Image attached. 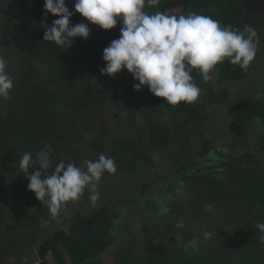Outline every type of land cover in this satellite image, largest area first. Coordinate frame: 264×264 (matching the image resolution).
<instances>
[{
	"label": "trees",
	"instance_id": "1",
	"mask_svg": "<svg viewBox=\"0 0 264 264\" xmlns=\"http://www.w3.org/2000/svg\"><path fill=\"white\" fill-rule=\"evenodd\" d=\"M9 3L16 7L14 11ZM44 3L45 0H0V17H3L0 55L5 57L7 71L14 80L10 99L0 98V179L3 171L12 172L14 177L10 183L12 194L0 193V239L9 234L8 205L16 208L17 218L31 211L39 216L45 214L48 222L56 223L57 218L51 217L47 205L28 189L29 180L19 168L23 152H31L35 157L38 151L51 145L53 163L62 160L68 163L81 157L83 164L103 153L114 158L117 170L103 175L98 187L102 194L95 205L86 199L87 189L79 200L66 203L63 210L70 218L68 229L53 225L51 234L37 248L38 264H52L54 260L69 264L67 255L72 264H89L113 246L118 225L129 224L131 212L139 213L137 204L123 201L139 195L134 191V183H130L137 176L146 180L142 195L162 197L173 212L178 206L176 199L191 193L196 199L188 204L193 208L190 216L182 212L183 219L181 216L170 221L166 219L171 211L163 215L167 227L157 224L148 238V244L162 239L155 249L151 248L153 244L150 248L145 246L131 259L122 256L120 264H264V232L256 227L257 222H264V96H258L264 94V88L250 84V91L243 95L230 90L231 85L254 73L255 59L248 72L225 59L215 67L214 78L208 82L203 81L198 69H193L194 82L201 89L198 99L202 98L192 104L170 105L152 94L148 86L141 90L144 96L135 94L120 72L116 79L100 72L106 66L103 50L120 37L122 21L112 29H103L75 12V0H66L74 12L70 23H88L91 32L87 39L76 37L71 47H61L43 39L45 23L51 25L59 18L50 12L45 16ZM194 3L206 7L203 15L225 26L231 24L243 29L251 25L255 30L264 26V0H162L161 4L146 6L145 10L178 16L177 10L181 14L190 13ZM260 14L263 16L258 17ZM261 45H264V33L259 39V49ZM36 63L45 68L38 70ZM95 78L97 83L102 81L114 89L110 101L120 116L107 128L103 125V114L110 87L98 94L93 87ZM120 89L129 96V101L121 102L117 98ZM205 96L209 103L204 104ZM197 104L204 105L205 111ZM212 105L218 106L216 110L220 105H228L231 117L226 131L232 147L229 152H221L220 143L215 146L222 136L220 131L210 136L209 131L214 132L216 111H210ZM105 131L106 137L102 135ZM86 135L91 138L85 139ZM251 137L256 140L251 141ZM155 155L161 156L160 160ZM9 163L16 166L8 167ZM36 170L30 168L29 173ZM104 176L118 189L123 184L131 187V197L124 194L115 198L113 188H106L108 182ZM180 181L184 182L183 195L176 192ZM139 197L140 203L155 201L149 196ZM197 203L208 207L209 217L202 218V210L194 208ZM82 205L93 209L79 212ZM142 214L145 218L149 215ZM25 220L30 221L32 231L40 227L35 216ZM181 221L184 227L177 229L176 224ZM187 227L190 233L183 236ZM204 231L212 233L210 239L203 237ZM176 235H182L183 239L177 240ZM192 239L199 240L198 249L185 250V243ZM0 264H15V261L12 257H2Z\"/></svg>",
	"mask_w": 264,
	"mask_h": 264
},
{
	"label": "clouds",
	"instance_id": "2",
	"mask_svg": "<svg viewBox=\"0 0 264 264\" xmlns=\"http://www.w3.org/2000/svg\"><path fill=\"white\" fill-rule=\"evenodd\" d=\"M162 0H75V12L82 14L93 24L103 29L114 28L122 21L121 35L103 50L106 66L100 68L105 75L115 76L127 69L138 83L133 87L142 90L148 86L150 92L164 98L170 105L181 102L194 103L201 92L194 82L192 72L198 69L204 82L211 81L215 67L227 59L232 65L246 69L254 61L259 45V35L251 25L243 29L231 24L222 25L210 16L190 12L188 14H169L164 11L148 12L161 4ZM44 15L50 12L56 16L51 25L45 23L44 41L69 48L76 37L87 39L91 29L88 23L71 24L74 15L66 0H45ZM14 80L7 71V61L0 55V98L10 99ZM86 135L85 139H90ZM53 149L46 145L35 154L23 152L19 159V168L29 180L28 189L47 205L52 218H58L69 201H77L87 189L93 205L99 198V183L103 175L114 174L117 170L115 160L103 153L98 159L86 160L77 165L70 160L53 163ZM55 164L54 171L52 166ZM38 166V167H37ZM37 169L34 174L29 169ZM42 174L44 178L42 179ZM180 181L176 189H181ZM178 222L176 228H183ZM256 227L264 232V222H257ZM212 233L203 232L205 239ZM182 240V235H176ZM199 240L192 239L185 243V250H197Z\"/></svg>",
	"mask_w": 264,
	"mask_h": 264
},
{
	"label": "rangeland",
	"instance_id": "3",
	"mask_svg": "<svg viewBox=\"0 0 264 264\" xmlns=\"http://www.w3.org/2000/svg\"><path fill=\"white\" fill-rule=\"evenodd\" d=\"M11 5H9L10 10L14 11L15 10V6L12 3H9ZM206 7L201 5L200 3H194L191 7H190V12H195L197 14H202L205 12ZM180 10H177L175 13L181 14ZM188 14V11L185 13V15ZM263 14L258 15V17H262ZM3 17H0V21L2 20ZM259 38L261 37L262 33H264V26H261L260 28L256 29ZM255 69H254V73H252L251 75H248L246 80H241V82L236 83L235 85H231L230 86V90L231 92H237L236 95H240L239 93H241V95L247 93L248 91H250L251 87H249L250 84H254V86H260L264 88V45L260 46V49L258 48V52H257V56L255 57ZM36 67L38 70H43L45 68V66H43L41 63H36ZM249 68V67H248ZM245 69L247 72L250 69ZM258 71V72H257ZM121 76L126 78V82L128 84V86L131 88L132 91H134L135 94H138L139 96H144L141 92V90H136L133 85L135 83H138V81H136L133 77V74L130 73L127 69H124L120 72ZM217 75V74H216ZM113 78H117L116 76ZM97 78H95L94 82H93V87L95 88V90L98 92V94H103L105 93V87H110V85H107L106 83H102L99 82L97 83ZM105 85V86H104ZM114 89L113 87H110V90L108 89V91L106 92L107 95V105H105V111L103 114V125L105 126V128H107V126H110L111 124H113L114 120L120 116L119 112L116 110V108L113 106V103H111L110 101V97L112 96ZM258 96H264V94L258 93ZM129 96L124 95V91H122V89H120V91L117 94V98L119 100H121V102H125V101H129ZM202 98V97H201ZM200 98V99H201ZM198 99V100H200ZM204 101V104L209 103L207 102V97L205 96L204 99H202ZM219 103V102H216ZM198 105V104H197ZM199 106V105H198ZM221 107L216 110L218 108L217 105H212L210 107V111H215V115L213 116L214 121H215V126L212 127V129H214V132L210 133V136H215V133H218L217 131L221 132V137L219 139V141L217 140L215 143V146L218 147V143L221 144V146L223 147H219V150H221V152H229V150H232L231 144H230V134H228V132L226 131V127H228V121L230 120V112L229 109L227 108L228 105H220ZM199 109L202 111H205V106H199ZM99 130V128H98ZM251 133H254L253 130L251 131ZM104 134V135H103ZM102 135L104 137L107 136V131H105L104 133L102 132ZM251 141H255L256 139L254 137L250 138ZM157 160H160L161 156L159 155H155ZM216 157V156H215ZM74 159V158H72ZM80 158L74 159L72 161H74L75 163H77V165H82V162L80 161ZM84 160V158L82 159V161ZM8 167H12V166H16L15 164L9 163L7 165ZM1 170V167H0ZM109 173H107L106 175H108ZM1 176V174H0ZM150 176H153V174H151ZM138 177V176H137ZM137 177H133L130 180V183L132 184V182L134 183L133 185H135V190L134 191H138L139 195L134 196L131 198V201H127V200H123L124 202L130 204L132 203V205L137 204V208L139 210L138 211H134L131 212L130 216L128 217L129 224H119L117 227V237H116V242L113 246L109 247L107 249V251H105V253H103L100 257L99 260L103 261L102 264H118L119 261L121 259H123V254L127 253L129 246L131 244V242L133 243L132 245L135 248V253L136 255H139V253H141L145 246L146 248H150L149 246L152 245L151 248L155 249L157 244H159V242L162 240L161 238H157V242L155 243H149L148 244V238L150 237V235H152L154 233L155 227L157 224L161 223V228H166L167 226L165 225L166 220H170V221H174L175 219L178 220L179 217H181L183 214L182 212H186L189 213V216L191 213H193V208H191L188 204L189 202L195 203V199L196 197L191 193L188 196L185 197H181L180 199H176L178 206L176 208V211H172V206L169 204V202L165 201L162 199V197L160 196H155L156 198H153L150 194H146V195H142L145 193L144 189L142 188V185H144L146 183L145 179L142 178H137ZM108 177L104 176V180H106L108 183L106 184V188H113L112 189V195L115 196V198H119L121 196H123L124 194L127 197H131V193H132V188L131 187H127V184H123L122 187L120 189H118L117 187L114 186V182L110 181L109 179H107ZM136 179V180H135ZM12 181H14V177H13V173L10 171H6L2 173V179H0V193L3 195H11V191H10V183H12ZM156 184H154L155 186ZM152 186V189L153 187ZM122 190L126 191V192H122ZM99 191V190H98ZM102 194V193H100ZM139 196H149L152 200H155L152 204L150 202H145L142 201L141 203L139 202ZM88 196H87V198ZM106 203V202H104ZM83 204V203H81ZM91 201H90V205H91ZM84 207V205H82ZM148 206V209H145ZM159 206V208H158ZM81 207L78 211L82 212V213H86L89 209H93V207H89L88 205L86 207ZM99 207V206H98ZM97 207V208H98ZM139 207H144V209L142 210ZM154 207H156L157 209H155ZM83 208V209H82ZM95 208V207H94ZM195 209L197 210H202V218L203 217H209V210L208 207H202L200 204H195L194 206ZM82 209V210H81ZM15 210L16 208H10L9 205L7 206V212H9V219L11 221H9L8 217H7V221L9 222V226L7 227V231L10 228H14L17 230L18 233H21L25 236L30 237L31 236V232L33 233V237L32 240H35V242L33 241L31 244L33 245L35 243V246H33V248L30 250L29 255L31 256V260L33 261V264H38L37 262L40 261V257L38 256L37 253V248L40 242H42L43 240H46L48 238V236L51 234L52 232V227L54 224L56 225H66L68 224L67 222L69 221V217L68 215H64V210L62 209L59 217L56 220V223H54L53 221L50 223L47 221V219L45 218V214L42 216L39 215H35L33 212L28 211L27 214L30 217L35 216L37 222L39 219V217H42L43 219L40 220V227H38V229H36V231H29V225H30V221L29 220H25V217L22 215L21 219L19 220H14L17 219V216H15ZM95 211V209H94ZM171 211V213L169 214L168 218L165 220L163 215L166 214L167 212ZM89 212V211H88ZM146 213L148 212V216L147 218H145L144 214L142 213ZM140 214V216H139ZM145 218V219H143ZM183 219V216L181 217ZM194 218H197V216H194ZM63 222H62V221ZM196 220V219H195ZM197 224L200 225L199 221H196ZM127 227H130V229H128ZM68 229V228H67ZM15 234L16 236H20V234ZM190 233L189 231V227H187L183 233V236L188 235ZM126 236H131V239H124ZM134 239V240H133ZM122 241L125 243V245H122ZM27 242V240H26ZM121 242V243H120ZM27 244H30L27 242ZM155 245V246H154ZM30 247V246H29ZM52 252V251H51ZM53 256L54 253L52 252ZM52 257V255H51ZM119 259V260H118ZM130 259V258H129ZM67 260L69 261L70 264H72V261L70 260V258L67 255ZM100 262L97 260H90L89 264H99ZM52 264H62L61 262H56L55 260L52 261Z\"/></svg>",
	"mask_w": 264,
	"mask_h": 264
},
{
	"label": "flooded vegetation",
	"instance_id": "4",
	"mask_svg": "<svg viewBox=\"0 0 264 264\" xmlns=\"http://www.w3.org/2000/svg\"><path fill=\"white\" fill-rule=\"evenodd\" d=\"M114 141L116 142V139H114ZM18 216H19V218L14 219V220L21 219V216L22 215L19 214ZM23 216L25 218L30 217L27 213L25 215H23ZM59 227L62 228L63 230H66L67 229V224L66 225H59ZM32 230L33 229H31V228L29 229V231H32ZM8 232H9V234H6V235L4 234L3 235V239H0V260H1L2 257L4 259L6 257H12L13 259H17V258L21 259L22 264H26L28 262L33 264V261L31 260V256L29 255L30 250L33 248V246H35V243L33 245L31 244L33 241L35 242V240H32L33 233L31 232V236L28 237V236H25V235H23L21 233H18L17 230L14 229V228H10L8 230ZM17 233L20 234V236H16L15 234H17ZM125 239H131L132 240L131 236H126ZM26 240L30 244H27ZM133 243L131 242L127 253L123 254V257H126L128 259L129 258L131 259L132 257L136 256L135 248L132 245ZM107 249L104 250L103 253H105V251H107ZM18 250H21V251L19 252ZM64 250L66 252V249H64ZM66 254H67V252H66ZM92 260H94V261L95 260H99V258L92 259ZM102 263H103V261L101 260L100 261V264H102ZM120 263H121V261H119L118 264H120Z\"/></svg>",
	"mask_w": 264,
	"mask_h": 264
},
{
	"label": "crops",
	"instance_id": "5",
	"mask_svg": "<svg viewBox=\"0 0 264 264\" xmlns=\"http://www.w3.org/2000/svg\"><path fill=\"white\" fill-rule=\"evenodd\" d=\"M13 261H15V264H21L22 263L21 259H19V258L13 259Z\"/></svg>",
	"mask_w": 264,
	"mask_h": 264
}]
</instances>
